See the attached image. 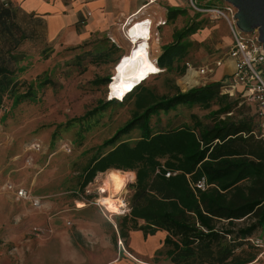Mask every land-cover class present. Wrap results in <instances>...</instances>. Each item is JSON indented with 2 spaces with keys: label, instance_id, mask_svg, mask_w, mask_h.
Instances as JSON below:
<instances>
[{
  "label": "rangeland",
  "instance_id": "1",
  "mask_svg": "<svg viewBox=\"0 0 264 264\" xmlns=\"http://www.w3.org/2000/svg\"><path fill=\"white\" fill-rule=\"evenodd\" d=\"M148 1L107 0L115 9L101 8L103 16L111 14L106 29L73 40L62 35L49 38L42 21L8 3L16 25L12 32L18 37L15 41L12 32L0 33V43L13 44V57L8 64L14 69L10 88L0 103V264H98L109 257L118 236L123 237L120 229L127 228L123 216L129 208L135 176L118 194L123 204L113 212L100 202L101 197L110 194L108 174L113 169L98 171L82 188L84 166L93 155L112 147L105 141L132 116L140 86H147L158 95L171 94L176 86L185 90L221 81L230 74V68L219 71L224 62L214 72L199 74L202 78L195 83L186 80L185 68L180 71L185 61L199 65L225 55L231 36L224 19L209 17L194 9L188 0ZM194 2L198 6L225 3ZM144 3L148 4L136 17L152 19L149 44L154 59L162 45L176 39L177 31L197 21L200 27L183 37L189 42L188 52L174 64L173 70L165 71L155 61L160 71L138 83L122 101L105 103L116 84L110 78L116 77V62L135 45L125 33L130 25H124L125 10L133 11ZM170 7L180 10L169 18ZM239 89L240 92L230 94L240 97L234 114H251L257 124L255 131L264 135V114H260L244 89ZM23 91H33L35 96L15 101ZM216 107L179 104L154 114L150 125L156 131L192 124V114L210 122L208 112ZM140 134L141 130L133 127L115 142H133ZM22 187L26 196L15 192ZM249 220L236 221V225ZM252 237L259 238L264 246V228L258 227ZM154 258L171 261L163 249ZM245 264H264V256L257 254Z\"/></svg>",
  "mask_w": 264,
  "mask_h": 264
},
{
  "label": "trees",
  "instance_id": "2",
  "mask_svg": "<svg viewBox=\"0 0 264 264\" xmlns=\"http://www.w3.org/2000/svg\"><path fill=\"white\" fill-rule=\"evenodd\" d=\"M179 10L168 8V17ZM12 13L8 3L0 1V33L12 32L16 26ZM199 25L193 22L177 31L175 40L161 46L156 63L165 71L173 70L188 52L189 42L183 37ZM17 37L14 35L15 41ZM12 45L0 43V103L14 73L8 64ZM184 68L185 62L180 71ZM130 92L117 93L115 98L122 101ZM27 95L34 97L35 92L23 91L15 101ZM115 98L105 103L119 101ZM238 98L224 91L219 80L185 90L176 86L173 93L161 95L140 86L132 116L105 141L112 147L89 159L81 187L107 168L134 171L129 210L123 216L128 224L126 230L120 229L123 237L131 229H142L144 234L166 230L157 251L163 249L174 264H245L253 260L264 248L259 238L252 237L258 227L264 228V135L255 131L257 124L251 114H234ZM179 104L217 107L208 112L210 122L192 114V124L153 131L152 116ZM133 127L141 130L135 141L115 142ZM246 218L250 220L236 225Z\"/></svg>",
  "mask_w": 264,
  "mask_h": 264
},
{
  "label": "crops",
  "instance_id": "3",
  "mask_svg": "<svg viewBox=\"0 0 264 264\" xmlns=\"http://www.w3.org/2000/svg\"><path fill=\"white\" fill-rule=\"evenodd\" d=\"M153 1L149 0L148 3ZM6 3H13L21 11L42 21L49 38L53 39L62 35L66 40L82 38L97 29H106V22L111 14L103 16L101 8L115 9L107 0H6ZM148 3L129 12L123 8L126 9L125 18L129 22L134 19L135 21L151 20L152 22L150 17L144 19L136 17ZM87 10L91 12L90 16L84 23H80V19ZM228 68L232 70V60L226 58L224 59V68L219 71L223 73ZM166 233L167 231L164 229H156L154 232L146 234L142 229H131L127 236H118L116 244L111 247L110 256L98 264H174L165 259L156 260L154 258L158 253L157 250L162 248ZM261 255L264 256V253H259V256Z\"/></svg>",
  "mask_w": 264,
  "mask_h": 264
},
{
  "label": "built area",
  "instance_id": "4",
  "mask_svg": "<svg viewBox=\"0 0 264 264\" xmlns=\"http://www.w3.org/2000/svg\"><path fill=\"white\" fill-rule=\"evenodd\" d=\"M0 1L6 4V0ZM188 1L194 9L207 13L211 18L224 19L230 32L231 41L225 55L214 58L211 62L195 65L185 61L184 77L186 80L189 83L199 82L202 78L199 74L214 72L217 66L223 64L224 59L229 58L232 60V70L230 74L221 80L224 83V91L233 94L236 90H240V86L257 105L260 114H264V48L258 39V29L254 28L248 32L239 28L234 16L236 7L230 2L225 1L223 4L198 6L194 0ZM90 14L91 12L87 10L80 19V23H84ZM195 77L196 80L193 81ZM166 174L168 175L169 171ZM8 187H11V185ZM15 192L19 196H26V190L23 187L18 188ZM128 210L129 208H126V211ZM260 253H264V248Z\"/></svg>",
  "mask_w": 264,
  "mask_h": 264
},
{
  "label": "bare ground",
  "instance_id": "5",
  "mask_svg": "<svg viewBox=\"0 0 264 264\" xmlns=\"http://www.w3.org/2000/svg\"><path fill=\"white\" fill-rule=\"evenodd\" d=\"M151 24V20H137L132 23L127 20L125 26H128L125 28V33L127 38L135 45L117 64L116 77L113 76L114 79L111 80L114 82L116 80V84L115 87L111 88L109 98H115L117 90L131 91L138 83L147 79L151 74L160 71L155 59L150 54ZM134 176L135 173L133 171L119 169H113L108 174L110 194L109 196L101 197L100 202L109 211H119V205L123 204V201L118 194L125 190L126 182Z\"/></svg>",
  "mask_w": 264,
  "mask_h": 264
},
{
  "label": "water",
  "instance_id": "6",
  "mask_svg": "<svg viewBox=\"0 0 264 264\" xmlns=\"http://www.w3.org/2000/svg\"><path fill=\"white\" fill-rule=\"evenodd\" d=\"M230 2L236 7L234 16L236 24L244 31H252L254 28L258 29V39L261 41L264 48V0H224ZM121 57L115 64V71H117V64L121 61ZM111 80L114 77H110ZM118 100L117 98H115Z\"/></svg>",
  "mask_w": 264,
  "mask_h": 264
},
{
  "label": "snow or ice",
  "instance_id": "7",
  "mask_svg": "<svg viewBox=\"0 0 264 264\" xmlns=\"http://www.w3.org/2000/svg\"><path fill=\"white\" fill-rule=\"evenodd\" d=\"M153 70H155V69H153Z\"/></svg>",
  "mask_w": 264,
  "mask_h": 264
}]
</instances>
